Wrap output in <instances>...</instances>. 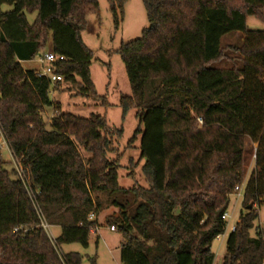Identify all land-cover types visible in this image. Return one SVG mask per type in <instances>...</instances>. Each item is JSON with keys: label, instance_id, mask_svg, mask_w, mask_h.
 <instances>
[{"label": "trees", "instance_id": "16d2710c", "mask_svg": "<svg viewBox=\"0 0 264 264\" xmlns=\"http://www.w3.org/2000/svg\"><path fill=\"white\" fill-rule=\"evenodd\" d=\"M108 1L123 15L126 0ZM142 1L148 27L120 49L132 93L120 106L124 115L137 110L147 188L122 189L107 119L62 113L50 98L62 82L52 88L21 64L50 45L65 58L54 73L78 95L100 100L93 53L82 39L98 0H0V264L82 262L78 253L59 256L3 157L5 143L39 192L48 224L60 228L61 251L88 248L100 211L118 210L108 223L122 235L121 264H213L212 245L225 233L223 216L253 156L245 213L228 237L225 264H264V230L255 225L264 205V31L247 27L248 17H264V0ZM232 33L240 43L223 46ZM221 61L228 68L210 67ZM46 108L56 111L50 124ZM21 227L29 230L16 232Z\"/></svg>", "mask_w": 264, "mask_h": 264}, {"label": "rangeland", "instance_id": "374dc122", "mask_svg": "<svg viewBox=\"0 0 264 264\" xmlns=\"http://www.w3.org/2000/svg\"><path fill=\"white\" fill-rule=\"evenodd\" d=\"M98 14L90 13L87 16V28L82 33V39L86 47L93 53V61L90 67L91 79L97 95L101 98L95 100L78 95L77 88L62 82L51 92L50 98L54 104L61 108L62 113H69L81 118H90L92 115L105 117L113 137L114 153L111 159L119 162L118 183L122 189H132L136 186L147 188L146 181L142 175L145 160L141 157L142 134L136 136L139 128L137 110L131 109L126 115L120 106L122 97H131V87L126 74L125 66L120 55V49L124 44L141 38L144 29L148 27V19L142 0H126L123 7V15L120 9L113 13L108 0H98ZM264 14V11H263ZM37 14H28L27 20L33 25ZM247 27L252 31H264V17H248ZM241 38L238 34H229L222 40L223 46L239 44ZM50 45L47 48L49 50ZM50 51V50H49ZM43 55V54H41ZM27 70L35 69L42 71L38 60L26 63ZM212 68H228L225 61L213 63ZM50 68V67H47ZM52 70V68H50ZM54 73V71L52 70ZM106 99L107 105L103 104ZM56 115L54 108H46L43 112L44 120L50 124ZM143 129V128H142ZM121 131V135H118ZM136 136L135 139H133ZM2 154L4 159L10 163L9 169L15 168V163L6 145H3ZM90 157L89 154H85ZM253 156L248 157L245 182L238 193L230 198L228 210L227 228L225 233L216 239L212 245L215 254L213 264H225L226 244L230 233L236 227L243 208L245 185L254 171ZM105 201V196L100 195ZM106 206V203H104ZM259 218L255 225L264 230V205L258 208ZM118 210L105 207L97 215L98 230L91 231L89 247L84 248L80 244L64 245L62 252L78 253L81 264H121L120 248L122 235L119 232H111L109 219L117 215ZM52 234L60 235V228L51 227ZM254 235V232H252Z\"/></svg>", "mask_w": 264, "mask_h": 264}, {"label": "built area", "instance_id": "2783aa9c", "mask_svg": "<svg viewBox=\"0 0 264 264\" xmlns=\"http://www.w3.org/2000/svg\"><path fill=\"white\" fill-rule=\"evenodd\" d=\"M37 60H38V63L41 66H43L42 67L43 68L42 71L38 72L39 77H47L50 80V82H51L52 88H54L58 84V82H63L62 77L59 76V75H56L55 73H53L50 68H52L53 64L60 63V62L64 61L65 60L64 57L56 55L52 51H47L43 56L39 57ZM47 67H50V68H47ZM51 121H49V122H51ZM199 123L202 124V121L200 119H199ZM5 145L7 146L8 150L10 152V149H9L8 145L6 143H5ZM11 156H12L13 161L15 163V170H16V173H17V177L21 181L23 186L25 187V189H26V191H27V193H28V195H29V197L31 199V202H32V204H33V206L35 208V211H36V213L38 215V218L40 220L41 228H43V230L46 232L50 242L52 243V245L57 250V252H58L59 256L61 257V259H63V252L60 249H58L56 238L52 234V231H51L52 230L51 226L48 224L47 219L45 218V216H44V214H43V212H42V210H41V208H40V206L38 204L37 196L39 195V192L37 190L35 191L33 189L30 177L28 176L26 170L23 168L21 163L16 158H14L12 153H11ZM228 217H229V215L227 213V214H225L223 216V220L227 222ZM95 219H96L95 215L91 214L90 217H89V220L93 221ZM96 229L98 230V228H96ZM234 229L235 228H233L232 231H234ZM28 230L29 229L26 228V227H21L19 229H16V232H25L26 233ZM110 231L111 232H116V228L111 226L110 227ZM221 236H219L217 239H219Z\"/></svg>", "mask_w": 264, "mask_h": 264}, {"label": "crops", "instance_id": "0c3cea01", "mask_svg": "<svg viewBox=\"0 0 264 264\" xmlns=\"http://www.w3.org/2000/svg\"><path fill=\"white\" fill-rule=\"evenodd\" d=\"M49 50L51 51V47L49 48ZM48 50V51H49ZM30 62H32V61H30ZM30 62H22L21 64H22V67L24 68V70H27L25 67H24V65L26 64V63H30ZM33 70H35V69H33ZM240 220V219H239ZM239 222V221H238Z\"/></svg>", "mask_w": 264, "mask_h": 264}, {"label": "water", "instance_id": "95a60500", "mask_svg": "<svg viewBox=\"0 0 264 264\" xmlns=\"http://www.w3.org/2000/svg\"><path fill=\"white\" fill-rule=\"evenodd\" d=\"M252 207H253V206H252V204H250V206L248 207V209H249V210H251V209H252Z\"/></svg>", "mask_w": 264, "mask_h": 264}]
</instances>
